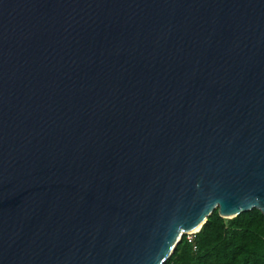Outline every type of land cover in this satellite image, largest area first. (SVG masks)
I'll return each mask as SVG.
<instances>
[{
	"label": "water",
	"instance_id": "95a60500",
	"mask_svg": "<svg viewBox=\"0 0 264 264\" xmlns=\"http://www.w3.org/2000/svg\"><path fill=\"white\" fill-rule=\"evenodd\" d=\"M253 210L264 0H0V264H167Z\"/></svg>",
	"mask_w": 264,
	"mask_h": 264
},
{
	"label": "trees",
	"instance_id": "16d2710c",
	"mask_svg": "<svg viewBox=\"0 0 264 264\" xmlns=\"http://www.w3.org/2000/svg\"><path fill=\"white\" fill-rule=\"evenodd\" d=\"M167 264H264V215L224 219L215 212L191 239L183 237Z\"/></svg>",
	"mask_w": 264,
	"mask_h": 264
},
{
	"label": "rangeland",
	"instance_id": "374dc122",
	"mask_svg": "<svg viewBox=\"0 0 264 264\" xmlns=\"http://www.w3.org/2000/svg\"><path fill=\"white\" fill-rule=\"evenodd\" d=\"M193 235H194V234H191V235H185V236H187L188 239H191Z\"/></svg>",
	"mask_w": 264,
	"mask_h": 264
},
{
	"label": "bare ground",
	"instance_id": "6f19581e",
	"mask_svg": "<svg viewBox=\"0 0 264 264\" xmlns=\"http://www.w3.org/2000/svg\"><path fill=\"white\" fill-rule=\"evenodd\" d=\"M197 231H195V233H196Z\"/></svg>",
	"mask_w": 264,
	"mask_h": 264
}]
</instances>
